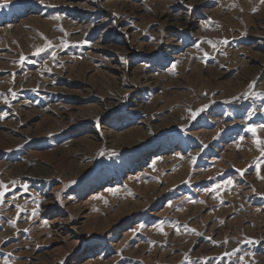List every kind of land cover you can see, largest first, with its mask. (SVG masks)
I'll return each instance as SVG.
<instances>
[{
	"label": "rangeland",
	"instance_id": "rangeland-1",
	"mask_svg": "<svg viewBox=\"0 0 264 264\" xmlns=\"http://www.w3.org/2000/svg\"><path fill=\"white\" fill-rule=\"evenodd\" d=\"M261 126L262 0H0V264H264Z\"/></svg>",
	"mask_w": 264,
	"mask_h": 264
},
{
	"label": "snow or ice",
	"instance_id": "snow-or-ice-1",
	"mask_svg": "<svg viewBox=\"0 0 264 264\" xmlns=\"http://www.w3.org/2000/svg\"><path fill=\"white\" fill-rule=\"evenodd\" d=\"M262 2H264V0H262ZM208 43H209L213 48L216 47V45H215L214 43H212L211 41H208ZM225 43H227V42L225 41ZM50 46H51V45H50ZM64 47H67V44H65ZM41 51H44V49H38L37 52L34 53V55H38ZM53 55H54V53H53ZM23 60H24V58H21V63H23ZM13 98H15V93H13ZM193 116H195V113L193 114ZM261 127H264V126H261ZM248 130H249L250 132H252L253 135L255 136L256 131H257L256 128H249ZM229 184H231V181H229ZM217 187H219V185H218ZM0 188H3V189L6 191L7 188H8V186L5 185V184H3L2 182H0ZM25 190H27V186H25ZM5 191H0V202H2V198H3V196L5 195ZM213 191H214V190H213ZM161 231H163V229H161ZM193 231H194V230H193Z\"/></svg>",
	"mask_w": 264,
	"mask_h": 264
}]
</instances>
